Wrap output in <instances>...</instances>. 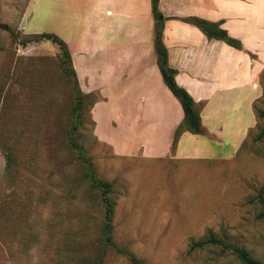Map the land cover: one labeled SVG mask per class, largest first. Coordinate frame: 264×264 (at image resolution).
<instances>
[{"label": "rangeland", "instance_id": "obj_1", "mask_svg": "<svg viewBox=\"0 0 264 264\" xmlns=\"http://www.w3.org/2000/svg\"><path fill=\"white\" fill-rule=\"evenodd\" d=\"M30 3L0 0V264H130L104 247L100 193L82 178L69 145L75 90L59 47L49 40L24 44L52 33L72 49V15L33 7L30 19ZM256 86L254 104L264 110V71ZM91 103L84 101L73 137L97 176L113 184L118 247L147 264H238L218 248L188 252L192 241L212 233L264 264L257 198L264 195L263 119L230 161L118 160L94 137Z\"/></svg>", "mask_w": 264, "mask_h": 264}, {"label": "crops", "instance_id": "obj_2", "mask_svg": "<svg viewBox=\"0 0 264 264\" xmlns=\"http://www.w3.org/2000/svg\"><path fill=\"white\" fill-rule=\"evenodd\" d=\"M39 14L72 15V65L80 90L95 93V139L118 159L225 162L257 123L264 71V0H160L163 42L176 83L200 108L203 135L184 133L178 99L165 85L154 48L151 0H31ZM220 23L243 50L210 41L184 19ZM252 56H255L254 59Z\"/></svg>", "mask_w": 264, "mask_h": 264}, {"label": "trees", "instance_id": "obj_3", "mask_svg": "<svg viewBox=\"0 0 264 264\" xmlns=\"http://www.w3.org/2000/svg\"><path fill=\"white\" fill-rule=\"evenodd\" d=\"M159 2L160 0H151L152 5V14L155 21V40H154V48L157 55V64L159 70L161 72L163 81L170 92L178 99L180 102L183 112L184 119L181 125L176 129L174 133L173 143H172V151H175L177 143L180 137L184 133H190L193 135H203L205 133V129L202 126L200 108L194 99L190 96V94L181 88L176 83V74L177 71L173 70L169 66L168 62V51L163 42V30H164V21L165 18L159 11ZM184 22L190 23L197 27L210 41H222L227 45L242 51L243 45L242 43L230 37L228 32L221 28L220 23H212L203 19L197 18H188L184 19ZM43 40L52 41L59 47L60 54V64L64 71V73L68 76L71 83L74 85L75 90V104L72 109V119H71V131L69 138V145L75 151L78 152V158L84 167L82 178L87 181L93 191H97L100 193L101 201L104 205L105 213L103 220V227L101 232V240L106 249L114 248L118 254L124 255L128 258L130 264H147L145 261L139 259L131 252H128L124 249L118 247L113 240V219H114V208L115 204L112 201L110 194L113 190V184L100 179L94 169V165L91 159L86 155V151L83 147H81L77 141H75L73 135L78 130L79 127L83 124V108L84 101L86 99H91L93 106L100 100L99 95L92 94H84L80 90L79 82L77 79L76 72L72 65V57L67 43L52 33H43L39 35H33L30 38L24 39V44L26 43H39ZM253 58L255 56H252ZM254 113L256 115L257 122L259 119L264 120V110L259 109L255 104L253 106ZM73 120V121H72ZM94 125V122H93ZM252 130L250 131V133ZM249 133V134H250ZM264 137V130L261 131L259 135V139ZM245 142L243 143L241 149L244 147ZM240 149V151H241ZM239 151V152H240ZM258 202L261 207L260 217L264 218V195L259 194ZM207 248H218L223 253H228L235 257L238 264H262L258 259L254 258L252 254L244 249L241 246L234 245L232 243L227 242L222 238H217L214 234H208L204 238L198 241H192L189 247L188 252H194L198 250H203ZM97 264H104L103 259H101Z\"/></svg>", "mask_w": 264, "mask_h": 264}]
</instances>
